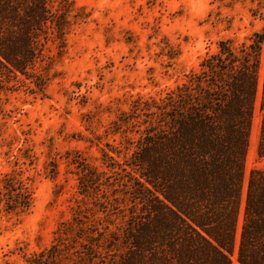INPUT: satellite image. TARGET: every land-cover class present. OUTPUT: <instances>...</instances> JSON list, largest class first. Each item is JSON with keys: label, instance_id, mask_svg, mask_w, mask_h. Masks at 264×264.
I'll return each mask as SVG.
<instances>
[{"label": "rangeland", "instance_id": "1", "mask_svg": "<svg viewBox=\"0 0 264 264\" xmlns=\"http://www.w3.org/2000/svg\"><path fill=\"white\" fill-rule=\"evenodd\" d=\"M74 6L81 19L63 46L48 43L37 65L44 90L24 81L0 94V181L21 176L33 194L28 211L0 209V264H34L42 255L50 264L54 245L55 264H106L102 236L121 225L117 204L124 198L123 157L116 152L134 148L125 149L133 135L120 125L121 113L139 97L160 98L184 82L219 41L238 46L264 30V0H74ZM263 80L264 47L239 230L250 172L264 166ZM89 250L95 259L87 258Z\"/></svg>", "mask_w": 264, "mask_h": 264}, {"label": "trees", "instance_id": "2", "mask_svg": "<svg viewBox=\"0 0 264 264\" xmlns=\"http://www.w3.org/2000/svg\"><path fill=\"white\" fill-rule=\"evenodd\" d=\"M75 10L74 0H0V94L26 83L44 90L37 65L49 42L63 46L81 19ZM263 47L264 30L238 46L219 41L184 82L121 113L133 135L125 149L134 148L116 152L125 208L117 204L121 225L102 236L106 264H233L234 255L237 264H262L264 166L250 172L240 230L239 219ZM260 107L264 159V80ZM32 202L23 177L0 181L6 213L28 211ZM58 253L55 245L48 250L50 264ZM88 257L95 259L91 250Z\"/></svg>", "mask_w": 264, "mask_h": 264}, {"label": "crops", "instance_id": "3", "mask_svg": "<svg viewBox=\"0 0 264 264\" xmlns=\"http://www.w3.org/2000/svg\"><path fill=\"white\" fill-rule=\"evenodd\" d=\"M262 264H264V259H263V262H262Z\"/></svg>", "mask_w": 264, "mask_h": 264}]
</instances>
